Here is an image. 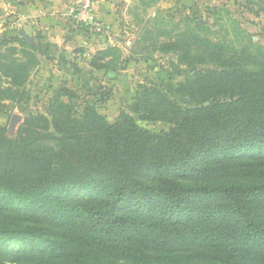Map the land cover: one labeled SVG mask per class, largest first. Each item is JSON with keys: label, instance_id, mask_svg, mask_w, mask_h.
Wrapping results in <instances>:
<instances>
[{"label": "trees", "instance_id": "16d2710c", "mask_svg": "<svg viewBox=\"0 0 264 264\" xmlns=\"http://www.w3.org/2000/svg\"><path fill=\"white\" fill-rule=\"evenodd\" d=\"M156 31L144 49L191 72L178 85L193 106L146 80L138 118L57 92L13 137L0 124V264H264V45L214 40L198 20L167 41ZM41 50L0 38V110H26ZM121 57L107 45L89 66Z\"/></svg>", "mask_w": 264, "mask_h": 264}, {"label": "rangeland", "instance_id": "374dc122", "mask_svg": "<svg viewBox=\"0 0 264 264\" xmlns=\"http://www.w3.org/2000/svg\"><path fill=\"white\" fill-rule=\"evenodd\" d=\"M129 15L114 23L113 34L104 26L102 31L81 24L68 14L56 24L53 33L59 35L60 44H54L47 32L40 31L46 38L39 39L42 50L38 53L40 63L32 71L28 89L30 99L26 110L16 106L0 110V124L7 128V135L13 137L28 112L46 113L57 92L81 108L84 101H95L98 110L114 121L121 111L138 118L136 91L138 83L152 80L161 85L168 94L184 107L194 105L179 89V82L191 72L188 69L174 72L170 62L175 56L151 47L144 49L150 41H142L145 29L157 32L162 28L168 32L159 38L167 41L177 33L195 28L198 20L210 28L209 36L214 40L225 39L235 45L249 41L264 45V0H131ZM98 19L101 21L100 17ZM36 32L30 31V34ZM19 36L17 26L12 27L6 20L0 22V38L9 34ZM111 40L122 51L117 70H93L89 66L92 54L104 48ZM18 50L21 46L12 42ZM19 53V52H18ZM78 69L79 72H76ZM105 98L104 100H100ZM19 114L21 121L12 130L8 129L10 118ZM139 124L159 131L166 129L162 122H142ZM18 243H11L10 250L22 249Z\"/></svg>", "mask_w": 264, "mask_h": 264}, {"label": "crops", "instance_id": "0c3cea01", "mask_svg": "<svg viewBox=\"0 0 264 264\" xmlns=\"http://www.w3.org/2000/svg\"><path fill=\"white\" fill-rule=\"evenodd\" d=\"M74 1L0 0V22L6 20L12 27L17 26L18 33L22 30L28 37H33L35 42L46 38V35L40 31L47 32L54 44H60L59 35L53 33L51 29H57L56 24H60V20L67 15V7ZM130 2L131 0H95V13L100 17L102 24L109 29L108 34H113L114 23L119 18L129 15L131 10L129 11L128 7L134 4ZM33 30L36 32L30 34ZM14 35L9 34V36ZM110 41L108 40L104 46L112 45Z\"/></svg>", "mask_w": 264, "mask_h": 264}, {"label": "built area", "instance_id": "2783aa9c", "mask_svg": "<svg viewBox=\"0 0 264 264\" xmlns=\"http://www.w3.org/2000/svg\"><path fill=\"white\" fill-rule=\"evenodd\" d=\"M95 0H75L67 7V13L77 22L102 31L104 25L95 13Z\"/></svg>", "mask_w": 264, "mask_h": 264}, {"label": "water", "instance_id": "95a60500", "mask_svg": "<svg viewBox=\"0 0 264 264\" xmlns=\"http://www.w3.org/2000/svg\"><path fill=\"white\" fill-rule=\"evenodd\" d=\"M20 34L23 39L33 42V37H28L22 30H20ZM21 121V116L19 114H13L10 118L8 129L12 130L15 127V124L19 123Z\"/></svg>", "mask_w": 264, "mask_h": 264}]
</instances>
